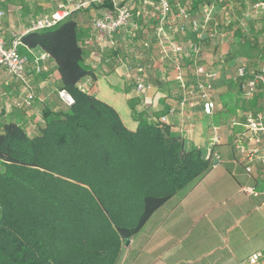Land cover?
I'll use <instances>...</instances> for the list:
<instances>
[{
    "label": "crops",
    "instance_id": "crops-1",
    "mask_svg": "<svg viewBox=\"0 0 264 264\" xmlns=\"http://www.w3.org/2000/svg\"><path fill=\"white\" fill-rule=\"evenodd\" d=\"M90 0H72V4ZM131 8L134 27H127L114 37L111 46L100 34L92 31V21L111 10L109 2L87 3L72 15L81 33L84 63L91 73L80 80L78 88L111 107L123 125L135 131L134 115L145 113L158 119L180 99L170 60L162 61L153 38L156 25L151 0H119ZM213 0H182L181 6L192 21L202 24V7ZM66 0H0V34L7 46L14 36H23L31 23L54 12ZM215 15L211 25H217V35H206L198 41L201 63L216 75L212 81V115L203 114L200 105L178 109L166 125L171 134L182 139L185 151L198 150L201 158L210 159L212 167L197 183L172 197L143 228L123 244L117 264H236L257 252H264V209L261 198L248 197L241 189L264 183V169L258 167L247 175L232 147L233 137L243 130L246 113L264 109V89L247 99L239 90L236 70L244 66L247 77L264 69V0H220L213 3ZM175 12V8L173 9ZM175 39L184 49L196 41L188 30L175 28ZM149 41L148 49L141 43ZM29 61L47 55L40 47L17 51ZM138 53L144 56L138 59ZM47 71L35 74L30 66L28 78L36 95L31 108L8 109L17 96L19 85L0 69V121H15L27 133L35 135L42 123L44 107H62L57 86L59 74L55 63L41 61ZM146 68L145 89L135 88V67ZM183 73L192 78L193 67L183 61ZM218 143L211 145L213 135ZM220 156L213 160L212 154Z\"/></svg>",
    "mask_w": 264,
    "mask_h": 264
},
{
    "label": "trees",
    "instance_id": "trees-1",
    "mask_svg": "<svg viewBox=\"0 0 264 264\" xmlns=\"http://www.w3.org/2000/svg\"><path fill=\"white\" fill-rule=\"evenodd\" d=\"M72 13L20 37L55 63L73 105L44 107L34 136L0 121V264H117L123 244L212 167L158 119L135 114L130 131L78 88L91 70Z\"/></svg>",
    "mask_w": 264,
    "mask_h": 264
},
{
    "label": "built area",
    "instance_id": "built-area-1",
    "mask_svg": "<svg viewBox=\"0 0 264 264\" xmlns=\"http://www.w3.org/2000/svg\"><path fill=\"white\" fill-rule=\"evenodd\" d=\"M66 1V4L59 5L51 14L35 19L30 27L24 31V34L54 27L73 11L87 3L103 4L109 2L111 10L94 19L91 26L93 32L102 35L113 46L114 37L127 27H134V17L140 16V12L133 13L129 6L121 4L119 0H90L84 4H72V0ZM181 1H150L156 19L153 38L161 60H170L171 62L173 78L181 96L176 107H171L165 115L158 118V122L163 125L169 123L170 117L175 116L178 109L183 110L187 106L200 105L203 114L207 116L212 115L215 109V104L211 99V91L213 90L212 81L216 75L202 65L201 47L198 41L203 40L204 35L209 39H213L217 35V25H211V23L215 15L213 3H219L220 0H213L212 4H206L202 7L204 15L202 24L192 21L190 14L181 6ZM174 8L175 12L173 11ZM175 28L180 33L190 30L196 41L188 49H184L175 39ZM20 37L14 36L11 46H7L5 38L0 34V69L19 85L17 96L8 103L7 108L17 110L31 108L36 101V95L27 74L28 66L34 69L35 74H41L47 71V67L42 65L41 61L48 58L47 55H44L41 58L32 57L29 61L26 57L19 55L17 48L21 45ZM89 44L90 40L86 39L82 42V47ZM149 46V41L141 43L143 49H148ZM143 56L142 53H138V59L143 58ZM185 59L189 60L193 67V75L190 80H187L183 73V61ZM135 72V88L140 93L145 89L146 68L140 64L136 65ZM236 78L239 90L247 99L254 98L264 89V69L247 77L246 68L240 66L236 70ZM57 96L63 107L69 108L73 105V99L66 91H58ZM218 140L219 138L214 134L211 145L214 146ZM232 147L247 175L254 174L258 167L264 169V109L246 113L243 130L233 137ZM212 157L215 161L220 160V156L216 152L212 154ZM241 191L248 197H260L264 205V183L244 187ZM236 264H264V252L254 253Z\"/></svg>",
    "mask_w": 264,
    "mask_h": 264
},
{
    "label": "rangeland",
    "instance_id": "rangeland-1",
    "mask_svg": "<svg viewBox=\"0 0 264 264\" xmlns=\"http://www.w3.org/2000/svg\"><path fill=\"white\" fill-rule=\"evenodd\" d=\"M259 214H262V215H264V209L262 210V211H260V213Z\"/></svg>",
    "mask_w": 264,
    "mask_h": 264
},
{
    "label": "water",
    "instance_id": "water-1",
    "mask_svg": "<svg viewBox=\"0 0 264 264\" xmlns=\"http://www.w3.org/2000/svg\"><path fill=\"white\" fill-rule=\"evenodd\" d=\"M126 244H128V242H126Z\"/></svg>",
    "mask_w": 264,
    "mask_h": 264
}]
</instances>
